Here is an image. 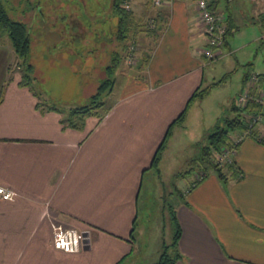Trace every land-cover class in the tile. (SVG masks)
Segmentation results:
<instances>
[{
	"label": "crops",
	"instance_id": "obj_1",
	"mask_svg": "<svg viewBox=\"0 0 264 264\" xmlns=\"http://www.w3.org/2000/svg\"><path fill=\"white\" fill-rule=\"evenodd\" d=\"M207 1L228 28L224 37L234 35L244 11L232 9L233 0ZM126 2L144 27L152 20L149 28L159 30L137 33L145 81L131 78L134 84L99 121L86 117L82 130L62 128L58 112L35 106L33 90L18 80L0 84V185L16 192L13 200H0V264H120L134 250L143 171L156 168L161 157L156 166L151 157L167 125L203 83L206 45L193 0ZM261 2L252 4L250 19L264 30ZM5 44L0 58L6 69L14 54ZM231 162L223 180L199 168L204 177L194 185L193 169L175 188L178 196L161 206V218L172 225L173 210L180 229V258L171 264H264V144L241 139ZM56 225L85 231L88 241L77 252L57 250L51 245Z\"/></svg>",
	"mask_w": 264,
	"mask_h": 264
},
{
	"label": "rangeland",
	"instance_id": "obj_2",
	"mask_svg": "<svg viewBox=\"0 0 264 264\" xmlns=\"http://www.w3.org/2000/svg\"><path fill=\"white\" fill-rule=\"evenodd\" d=\"M111 1L1 0L10 18L26 24L29 50L25 60L33 67L30 87L39 101L59 106L64 111L66 108L62 107L86 103L100 79L106 77L105 67L114 63L109 74L113 80L111 90L100 97L103 104L98 109L100 116H88L99 121L120 99L121 92L134 84L131 78L145 81L137 54L136 64L127 63L124 48L128 42L115 36L117 18ZM260 1L263 2L232 1V9L244 11L236 33L225 36L232 53L222 46L221 58L202 59V86L223 79L202 99L190 105L183 126L173 130L156 168L143 171L136 230L133 232L134 250L120 264H154L158 261L162 245L169 244L173 230L167 217L161 218V206L169 205L171 199L178 196L175 188L179 186L180 189L182 183L191 177L184 171L200 156L201 147L206 144L207 134L216 119L232 114L230 106L239 92L242 74L247 70L264 72V37L261 36L264 30L257 21L250 19L252 4L258 5ZM238 15L235 12V16ZM78 32H81L79 36L73 34ZM130 44L135 47L134 43ZM5 45L11 48L8 39ZM70 47L75 50L71 54L65 50ZM16 61L17 58L10 59L5 69L0 58V84L3 87L19 80Z\"/></svg>",
	"mask_w": 264,
	"mask_h": 264
},
{
	"label": "trees",
	"instance_id": "obj_3",
	"mask_svg": "<svg viewBox=\"0 0 264 264\" xmlns=\"http://www.w3.org/2000/svg\"><path fill=\"white\" fill-rule=\"evenodd\" d=\"M122 1L123 0H112L111 3L112 11L117 18V23L115 26L116 38L120 40H125L128 42V44H130L135 42L136 35L141 30L147 31L152 36L156 35L157 31L159 30V26L157 25L155 27L153 26L149 28L150 26H147V24H145L144 27V23H142L139 17L135 16L130 9H125L122 6ZM261 19H263L264 21V14L261 16ZM261 19H259L258 21L260 22ZM227 32H228V28H226L224 35ZM224 35H223L222 44H224L225 42ZM5 39H8L10 43V47L14 54V58H17L15 65L17 66V69L19 70L20 73V78L17 81V84L19 86L28 87L29 89H31L30 87L32 82L31 73L33 67L30 63H28L25 60V57L29 50V35L27 32L26 24L25 22L10 18L6 12L4 4L0 0V44L3 43ZM128 44H126L124 48V51L126 49V52H127ZM145 57L146 56H144L142 60L139 62L140 67H142L143 62L145 61ZM246 65L247 66L250 65V63H247ZM114 66L115 64L113 63L105 67L106 77L100 79L99 83L95 88V91L88 96L86 103L79 106L66 108L65 111L53 104L45 105L41 101H39V103L37 102L35 106L39 108V111L41 112L44 110H53L58 112L60 114L59 122L62 125V128L68 127L75 130H82L85 118L88 117L89 115H97L98 109L103 105L100 99L101 95L111 90V85L113 83V80L112 78L109 77V74ZM250 73L252 72H249L247 70L243 74L241 79L243 87ZM254 74L257 77L256 85L258 87H264V73H257V74L254 73ZM225 76H228V74H226ZM222 79L216 80L215 82L211 83L209 86L199 85L192 91V93L186 100L183 109L167 125L164 135L161 141L159 142V144L157 145V147L155 148L153 155L151 157V161H150L151 166L157 165L161 157V152L164 149L166 141L171 134L172 128L175 126H181L183 124L187 110L190 107V105L195 100L202 99L208 93L209 89L212 86L219 84L222 81ZM236 97L234 98V100H232L230 106V110L232 111V114L229 116H221L216 119L213 128L207 134L206 144L201 147L200 156L197 158V160L191 162L188 168L184 171V173L186 174H191L193 169H197V171L195 172L196 174H200V177L198 179L197 178L194 179L193 182L194 185L197 184L204 177V171L199 168H203V169L210 168L217 176V178L221 180L225 178L226 173L224 169H229L230 167H232V162L223 165H218L213 160V153L218 152L221 147H225L227 149L234 147L236 151L237 144L234 145L231 143V141L228 138L229 133L233 131H240L245 127L244 117L242 115L243 113L253 115L257 112H260L261 110L260 105L252 101L247 102L244 107L237 106L235 103ZM98 116L100 115L98 114ZM256 133L257 131H254L251 135L247 137H252L256 139L259 143L264 144V134L257 139V137H255ZM169 218L172 222V227H173L171 241L169 242V244L162 245L163 246L162 252L159 256L158 261L155 262L154 264H171L172 262L180 258V253L178 252L176 247L180 229L175 219L173 210L171 209H170Z\"/></svg>",
	"mask_w": 264,
	"mask_h": 264
},
{
	"label": "built area",
	"instance_id": "obj_4",
	"mask_svg": "<svg viewBox=\"0 0 264 264\" xmlns=\"http://www.w3.org/2000/svg\"><path fill=\"white\" fill-rule=\"evenodd\" d=\"M197 11V17L200 24V31L205 36L206 47L202 50V55L208 60H213L222 55L221 45L223 43V35L226 26L222 21V17L209 8L207 0H193ZM162 0H151L154 6L160 5ZM122 6L129 9L126 0L122 1ZM152 25V20L147 21V26ZM127 63H134L135 47L129 44L126 52ZM257 77L254 73H250L246 79L245 85L237 95L235 103L239 107H244L249 101L259 104L260 112L253 115L243 113L245 127L238 132L229 133V140L232 144H238L241 139L251 135L257 131L255 137L260 138L264 134V87L256 85ZM235 154V148L227 149L221 147L218 152L213 153V160L218 165L231 162V156ZM200 174H195V178H199ZM16 196V192L12 189L0 185V200L11 201ZM82 234L79 230L72 227H62L59 225L52 227L51 245L53 248L73 253L80 250L82 246Z\"/></svg>",
	"mask_w": 264,
	"mask_h": 264
},
{
	"label": "water",
	"instance_id": "obj_5",
	"mask_svg": "<svg viewBox=\"0 0 264 264\" xmlns=\"http://www.w3.org/2000/svg\"><path fill=\"white\" fill-rule=\"evenodd\" d=\"M81 234H82V237H83L82 238V244H84V243H86L88 241L87 233L85 231H82Z\"/></svg>",
	"mask_w": 264,
	"mask_h": 264
}]
</instances>
